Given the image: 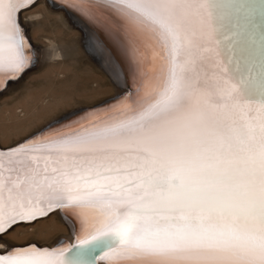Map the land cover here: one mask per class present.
<instances>
[{"label": "snow or ice", "instance_id": "obj_1", "mask_svg": "<svg viewBox=\"0 0 264 264\" xmlns=\"http://www.w3.org/2000/svg\"><path fill=\"white\" fill-rule=\"evenodd\" d=\"M33 2L0 0L5 83L31 66L19 16ZM91 11L120 37L114 57L131 47L124 31L157 41L166 62L119 119L0 151V264H95L117 250L141 264H264V15L230 0H91ZM84 203L104 219L71 247L3 241Z\"/></svg>", "mask_w": 264, "mask_h": 264}, {"label": "rangeland", "instance_id": "obj_2", "mask_svg": "<svg viewBox=\"0 0 264 264\" xmlns=\"http://www.w3.org/2000/svg\"><path fill=\"white\" fill-rule=\"evenodd\" d=\"M49 5L45 0H36L20 14L38 50L23 75L0 90L3 146L17 143L54 117L84 106L88 109L117 93V86L83 46L82 32L71 23L66 7L65 11L61 5ZM53 213L33 224L16 226L3 236V241L51 244L70 234L64 215L60 214V219Z\"/></svg>", "mask_w": 264, "mask_h": 264}, {"label": "bare ground", "instance_id": "obj_3", "mask_svg": "<svg viewBox=\"0 0 264 264\" xmlns=\"http://www.w3.org/2000/svg\"><path fill=\"white\" fill-rule=\"evenodd\" d=\"M45 1L50 4L49 6H62L63 4L69 11H67L69 14L81 20L85 24L87 27L86 29L89 30V42L93 47V51L103 58V63L107 64L110 69L117 74L121 84H125L127 87L121 95L118 94L123 89L117 87V95H115V97L112 96L104 99L103 101L92 105L88 109L84 106L68 112L61 117L52 118V121L48 122V124H44L36 130L34 129L35 131L30 133V135H27L25 138L11 146H3L0 144V151L22 144L24 141L33 136L37 137V141H42L44 136H56L57 134L63 133L69 129H79L81 127L87 129L93 126H103L104 123H111L115 119H119V112L124 109L126 105L131 103V93L138 88L139 80L143 77H155L162 65L166 62L165 50L157 41L149 39L147 36H135L131 32L124 31L120 33V36L129 40L131 42V47L126 48L125 58L117 59L114 57L110 44L114 40H119L120 37L113 31L112 22L107 16L101 14L93 15L91 11V0ZM230 2L252 7L257 13L249 14L254 15L257 20L261 15H264V0H230ZM48 10L50 11V9H47V11ZM239 23L241 25H246L247 22L243 16H241ZM20 24L25 36V51L30 54L32 60L33 55L36 57L35 53L38 48L37 45L32 42L28 32L25 31L21 21ZM137 67L138 71L133 70ZM11 82L12 80L10 79L7 83H5L3 79L0 78V90L5 86L7 88ZM57 121H62L63 127H57L47 132L44 131L45 129H49V126ZM73 210L77 213L76 217L67 216L69 209H60L54 212L55 214H58L60 219V214H63L71 229L70 234L62 236V238H59L56 242H51V244H40L33 241L27 244H16L13 241L6 242V238L4 239V242H6L9 248L16 249H25L28 245H35L37 248L49 250L71 247L77 244L79 239L83 238V236L94 227L99 226V223L104 219L105 211L99 206L87 203L77 205ZM60 211L62 213H60ZM15 228L16 227L13 229ZM13 229H10L9 232L11 230L13 231ZM95 264H141V262L137 258L123 255L120 250H117L115 252L98 254Z\"/></svg>", "mask_w": 264, "mask_h": 264}, {"label": "water", "instance_id": "obj_4", "mask_svg": "<svg viewBox=\"0 0 264 264\" xmlns=\"http://www.w3.org/2000/svg\"><path fill=\"white\" fill-rule=\"evenodd\" d=\"M62 7H63V9H65L64 5H62ZM65 10H66V9H65ZM67 11H68V10H67ZM67 11H66V12H67ZM68 12H69V11H68ZM67 16L69 17L71 23H72L74 26H76L77 28H79V29L81 30V32H82V43H83V46L85 47V49H86V50L88 51V53L90 54L92 60H93V61H94L99 67H101V68L104 70V72H106V73L108 74V76L110 77L111 81L114 83L115 86H117V87L120 88V89H123L122 91L119 92V94H122V93L125 91L127 85H125V84H121L120 80H119L118 77H117V74H116L114 71H112V70L110 69V67H109L107 64H104V63H103V58H101L99 55H97V54L93 51V47H92L91 43L89 42V39H90V37H89V30L86 29L87 27L85 26V24H84L81 20H79V19L73 17V16H72L71 14H69V13L67 14ZM119 94H118V95H119ZM115 95H117V93H116ZM115 95H114V97H115Z\"/></svg>", "mask_w": 264, "mask_h": 264}]
</instances>
